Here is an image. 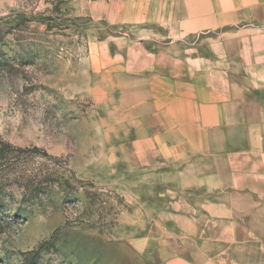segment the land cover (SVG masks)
<instances>
[{"label": "crops", "instance_id": "1", "mask_svg": "<svg viewBox=\"0 0 264 264\" xmlns=\"http://www.w3.org/2000/svg\"><path fill=\"white\" fill-rule=\"evenodd\" d=\"M98 164L151 264H264V0H102Z\"/></svg>", "mask_w": 264, "mask_h": 264}, {"label": "rangeland", "instance_id": "2", "mask_svg": "<svg viewBox=\"0 0 264 264\" xmlns=\"http://www.w3.org/2000/svg\"><path fill=\"white\" fill-rule=\"evenodd\" d=\"M101 1L0 0V264H151L98 164Z\"/></svg>", "mask_w": 264, "mask_h": 264}, {"label": "trees", "instance_id": "3", "mask_svg": "<svg viewBox=\"0 0 264 264\" xmlns=\"http://www.w3.org/2000/svg\"><path fill=\"white\" fill-rule=\"evenodd\" d=\"M9 147V146H8ZM8 147H6V148H8ZM33 150H37V148H34Z\"/></svg>", "mask_w": 264, "mask_h": 264}]
</instances>
